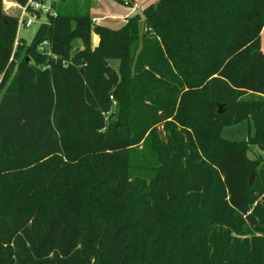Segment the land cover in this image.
Listing matches in <instances>:
<instances>
[{
    "label": "trees",
    "instance_id": "16d2710c",
    "mask_svg": "<svg viewBox=\"0 0 264 264\" xmlns=\"http://www.w3.org/2000/svg\"><path fill=\"white\" fill-rule=\"evenodd\" d=\"M53 7L14 51L0 0V264H264V0H159L120 28ZM247 120L251 142L222 136Z\"/></svg>",
    "mask_w": 264,
    "mask_h": 264
},
{
    "label": "rangeland",
    "instance_id": "374dc122",
    "mask_svg": "<svg viewBox=\"0 0 264 264\" xmlns=\"http://www.w3.org/2000/svg\"><path fill=\"white\" fill-rule=\"evenodd\" d=\"M91 1H92V6H91V16L92 17H94V16L95 17H105V21H103V23L118 27V26L123 24L125 16L129 12H131L133 7H135V8L139 7L141 10V7H144L145 5H148L151 3H157L159 0H91ZM126 1H129L130 3L127 4ZM3 4H4V8H5L7 13L18 14L20 11V8H19L20 3H18L16 0H3ZM129 5H131V6H129ZM45 21H46V18L44 16L42 19L35 21L31 26L22 27L20 30V33H18V30H17V35H16V39L14 42V51L16 50L18 44H20L22 42H24L26 44L31 43L38 27L40 26L41 23H43ZM96 35H97L96 32L93 30L92 40H94L96 38ZM78 44H79V41H78ZM262 49L264 51V28L262 30ZM38 50H39V48H38ZM14 70H16V67ZM0 82H1V80H0ZM250 96L251 95H249L247 97H250ZM255 96L258 98L261 97L259 95H255ZM263 98H264V96H263ZM110 100H111V105H110L109 110H105V111L101 112V116L104 118L105 123H106V125L102 129V131H105L106 127H108V125L111 122H114L117 118L116 111L118 109V103L114 98H110ZM160 130H162V137H165L166 131H164L162 127L160 128ZM253 130H254V123L249 124V120H247L244 122H240L236 125L225 127L223 129L222 136L229 139V140H238V141H242L244 143H248V142H251L253 140V138L250 134V132L254 134ZM144 144H143V142H141L139 145L135 146L136 152H140L139 154H137V158H138L137 161L140 164L148 163V162H150V159L152 158V150H149L150 148H152V146L150 145V143H146V144H149L148 145L149 148L143 147ZM248 154L252 158H255L258 156L264 157V150H262L260 147L254 145L248 150ZM84 156L85 155L82 156L83 159H84ZM64 160H66V159H64ZM69 163H71V165L73 167V163H76V162H69ZM60 174L64 176V174L66 175V172L65 173L59 172V175ZM151 174H152L151 176H154V172H152ZM59 175H58V178H59ZM66 177H67V175H66ZM19 178L20 177L17 176L16 178H11V179L17 180ZM11 179L9 178L8 180H11ZM4 182L5 181L0 182V184H1L0 186L2 188H3V186H5ZM40 183L43 185L42 188H46V189L50 188V185H47L46 181L42 180V182H40ZM6 184H8V183L6 182ZM92 185H94L95 187L101 186L100 187L101 189L97 188V190L95 191V193L93 195H95L98 192H100L101 190L105 189L106 186L110 189L113 187L112 182H110L109 180H104L102 178V176H100L99 174L93 176ZM8 207H10V209H13L11 211H18L19 212L22 209L24 210V203H23V201L18 200V198H15V199H11L10 203L8 204Z\"/></svg>",
    "mask_w": 264,
    "mask_h": 264
},
{
    "label": "built area",
    "instance_id": "2783aa9c",
    "mask_svg": "<svg viewBox=\"0 0 264 264\" xmlns=\"http://www.w3.org/2000/svg\"><path fill=\"white\" fill-rule=\"evenodd\" d=\"M55 1L56 0H27L25 4H19L20 11L17 14L18 33H20L22 27L31 26L35 21L42 19L44 16L46 20L48 16H57V12L53 7ZM126 3L128 4L129 1H126ZM39 50L42 53L50 55L49 42L44 41L41 43Z\"/></svg>",
    "mask_w": 264,
    "mask_h": 264
},
{
    "label": "crops",
    "instance_id": "0c3cea01",
    "mask_svg": "<svg viewBox=\"0 0 264 264\" xmlns=\"http://www.w3.org/2000/svg\"><path fill=\"white\" fill-rule=\"evenodd\" d=\"M151 4H153V3H151ZM151 4H148V5H145L144 7H141V10H140L139 7H136V8L133 7V9L131 10V12H129V13L125 16V19H124L123 24L120 25V26H118V27H115V26H112V25H108V24L103 23V21H105V17H95V16H94L93 19H94V21H95L96 23L104 24V25H107V26L112 27V28H120V27H122V26L126 23L128 17H130V16H132V15H134V14H136V13H141V12L143 11L144 8H146L147 6H149V5H151ZM91 6H92V1H91ZM129 6H131V5H129ZM98 42H99V37H98V35H96V38L93 40V44L96 45V44H98ZM262 51H263V49H262ZM263 52H264V51H263Z\"/></svg>",
    "mask_w": 264,
    "mask_h": 264
},
{
    "label": "water",
    "instance_id": "95a60500",
    "mask_svg": "<svg viewBox=\"0 0 264 264\" xmlns=\"http://www.w3.org/2000/svg\"><path fill=\"white\" fill-rule=\"evenodd\" d=\"M259 54V53H258ZM226 111V109H224V105L223 104H218V112L219 113H224ZM252 180H253V176H251L250 178V183H252Z\"/></svg>",
    "mask_w": 264,
    "mask_h": 264
}]
</instances>
